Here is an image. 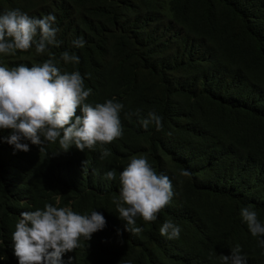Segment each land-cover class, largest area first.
Segmentation results:
<instances>
[{
    "label": "trees",
    "instance_id": "16d2710c",
    "mask_svg": "<svg viewBox=\"0 0 264 264\" xmlns=\"http://www.w3.org/2000/svg\"><path fill=\"white\" fill-rule=\"evenodd\" d=\"M15 9L55 15L62 43L0 55V66L54 57L62 73L79 71L92 89L88 103L124 105L123 137L101 160L99 148L56 154L58 143L40 152L25 141L30 150L14 153L10 130H0V264H18L15 224L46 203L95 210L107 222L63 264H223L236 245L247 264H264V237H253L240 214L251 206L264 224V0H0V14ZM78 38L83 48L73 47ZM64 51L79 63L65 64ZM137 109L161 116L163 130L126 115ZM133 156H145L173 191L155 223L137 217L139 234L125 230L112 203ZM166 221L181 228L178 239L160 234Z\"/></svg>",
    "mask_w": 264,
    "mask_h": 264
},
{
    "label": "clouds",
    "instance_id": "9594fccd",
    "mask_svg": "<svg viewBox=\"0 0 264 264\" xmlns=\"http://www.w3.org/2000/svg\"><path fill=\"white\" fill-rule=\"evenodd\" d=\"M55 24L52 14L37 18L19 9L0 14V55L14 56L33 47L39 55L48 52L50 46L59 47L62 42L57 40L59 28ZM72 44L74 48H83L85 41L78 38ZM61 59L65 64L79 63V57L68 51L62 53ZM91 94L92 89L85 87L81 73H62L54 57L31 67L0 66V130H10L5 139L14 146V153L30 150L25 141L39 146L40 152L47 145L58 143L60 151L56 154L67 152L73 145L81 152L99 148L103 160L111 154L104 146L123 137L120 114L124 105L115 98L93 105L87 102ZM126 115L140 118L145 130L150 125H155L157 131L163 130L162 117L155 112H149L146 118L139 109ZM182 174L188 175L186 171ZM104 178L114 180L115 171L106 172ZM119 181V197L112 203L125 222V230L139 234L142 229L136 226L137 217L145 223H155L171 202V181L158 174L145 156H133L120 173ZM240 214L253 237H264V224L251 206L242 208ZM20 215L12 234L18 264H63L66 253L79 248L81 240L90 241L107 223L95 210L82 215L70 207L51 203ZM180 233L181 228L172 221L164 222L160 228V234L170 240L178 239ZM260 245L264 247V239ZM221 259L223 264H247L239 245Z\"/></svg>",
    "mask_w": 264,
    "mask_h": 264
}]
</instances>
